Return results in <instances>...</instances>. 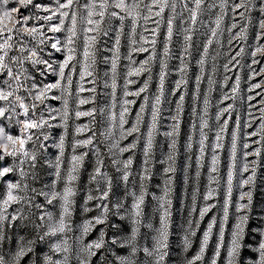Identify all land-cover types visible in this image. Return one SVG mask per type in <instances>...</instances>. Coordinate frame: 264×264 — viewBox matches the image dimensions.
Wrapping results in <instances>:
<instances>
[{
	"label": "rangeland",
	"instance_id": "1",
	"mask_svg": "<svg viewBox=\"0 0 264 264\" xmlns=\"http://www.w3.org/2000/svg\"><path fill=\"white\" fill-rule=\"evenodd\" d=\"M119 3L0 0V264H264V0Z\"/></svg>",
	"mask_w": 264,
	"mask_h": 264
},
{
	"label": "snow or ice",
	"instance_id": "2",
	"mask_svg": "<svg viewBox=\"0 0 264 264\" xmlns=\"http://www.w3.org/2000/svg\"><path fill=\"white\" fill-rule=\"evenodd\" d=\"M5 2H6V0H5ZM19 3L21 4V6H27L28 4L32 3V0H19ZM71 3H72V0H68V4H65L64 7L70 6ZM197 4H199V0H197ZM116 7L123 8L124 7L123 0H120V3L117 4ZM13 11H18V9H14ZM101 15H103V13H101ZM3 18L11 19V13L7 12V11L4 12ZM89 22L91 23V21H89ZM261 27H264V24H262ZM52 30L53 31H59L58 28H53ZM9 31H11V30H9ZM32 31H35V29H32ZM169 31H170V29H169ZM53 47H56V45L54 44ZM259 86L260 85H256V87H259ZM51 87H54V85L51 86ZM141 91H143V89H141ZM6 98H7L6 96H4L2 93H0V99H6ZM181 99H183V97H181ZM157 102H159L158 98H157ZM3 115H4V110L0 109V116H3ZM24 127L27 130V129H30V128L38 127V125L36 123L28 122V123H25ZM0 139H2L4 141L3 148H4L5 151H7L9 143H11L13 145V147H15V145L17 143H19L21 149H23L24 144H25V140L23 138H21V137H13L11 135L5 136L2 128H0ZM15 154H16L15 151L9 153V155H15ZM8 171H10V169H7V168H5L3 171H0V176L4 175V173H6ZM14 187H17V185H11L10 186V188H14ZM69 194H70V190H66V193H65V196H64L65 203L68 202V195ZM15 199H16V197L13 196L11 191H9L8 194H7V199H5L3 201V203L5 205H7L10 201H13ZM67 210H68L67 207H65V212H67ZM59 231H63V227H61L59 229ZM161 237L163 239H166V232L165 231L161 232ZM207 238H208L207 234H205V243L207 242ZM233 244H234V248L232 249V251L229 252V256H232L234 254V252H235V245H236V241L235 240L233 241ZM101 246H102L101 243H96L95 245H89L88 247H89V249H91L92 247L100 248ZM160 247H166V245L161 243ZM261 247L264 248V245H261ZM201 252H203V249H201ZM22 254H23V252L21 251V255ZM199 258L200 257H197V259H199ZM161 259H163V257H161ZM213 264H215V261H213Z\"/></svg>",
	"mask_w": 264,
	"mask_h": 264
},
{
	"label": "built area",
	"instance_id": "3",
	"mask_svg": "<svg viewBox=\"0 0 264 264\" xmlns=\"http://www.w3.org/2000/svg\"><path fill=\"white\" fill-rule=\"evenodd\" d=\"M46 20L39 21L35 20L34 26L36 27L37 32L41 35L39 40L41 41L40 47H46L50 59H56L60 55V40L58 31H53V28H57L54 23V19L50 15H46ZM47 26V29H44V26ZM47 32L45 33V31ZM44 32V33H43ZM56 47H53V45ZM44 45V46H43Z\"/></svg>",
	"mask_w": 264,
	"mask_h": 264
}]
</instances>
